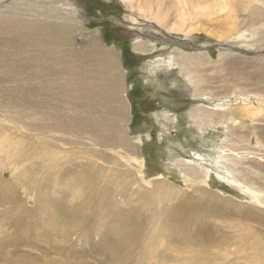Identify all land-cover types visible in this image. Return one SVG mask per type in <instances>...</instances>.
<instances>
[{
	"label": "rangeland",
	"instance_id": "374dc122",
	"mask_svg": "<svg viewBox=\"0 0 264 264\" xmlns=\"http://www.w3.org/2000/svg\"><path fill=\"white\" fill-rule=\"evenodd\" d=\"M67 1L75 2L81 13L77 11L76 15L79 14L84 22H80L79 26H70L73 27L71 31H52L54 43L55 37L65 39V34L66 38L73 41V49L82 51L86 49L83 47L86 44L85 32L91 33L98 40V47L110 53V59H113L124 78L125 84L120 97L124 106H127L123 107L127 120L123 124L118 123L125 137L122 140L120 137L121 143L116 149L122 148L129 153L131 151V163L136 165L137 161L139 168L133 169L128 177L123 176L119 187L114 189L115 206L126 211L129 209L128 197L135 202L138 196L150 193V201L157 207L160 216L157 220H163L165 214L175 209L179 202H185L188 208L190 203L196 215L189 219L174 218L185 231L180 230V234L175 230L170 236L184 237L187 243L188 237L195 233L200 238L217 237L216 239L224 242L225 248L221 251L218 250L219 247L212 248L211 252H220L222 255L226 253L229 260H225L227 264H242L244 261L239 259V253L231 254L236 249L234 243H238L239 247L240 237L244 233L258 231L264 235V221H261L264 219V208L259 211L238 189L228 185L215 162L220 155L218 147L226 141H235L238 137L240 139L245 136L248 138L252 133L258 138L264 136V108L260 105L263 102L259 97L264 95V0H132L129 7L124 0ZM148 5V15L137 10V7ZM198 5L203 10L198 9L196 16L195 7ZM158 8H161L159 12ZM149 15L155 21L149 20ZM179 15L185 17V30L173 29ZM254 28L258 30L251 32ZM119 38L125 39V42H120ZM72 41L64 45L62 50L69 51ZM138 44L141 46L138 47ZM223 46L227 48H223L226 51L224 54L223 49H219ZM232 49L241 51H230ZM32 53L34 52L28 47L19 44H9L4 48L0 45V68L4 69L8 63L20 68L17 72L19 75H29L35 67L29 69L26 64H39L41 73L44 62L48 63L38 55L34 58ZM13 58L17 60L14 61ZM184 58L192 59L184 66L179 65L177 61ZM4 75L7 76V71ZM29 87L27 84L26 89ZM5 98L8 99V96ZM242 107L251 111H242ZM199 108L215 110L212 122L209 119H197ZM230 110L239 118V122L230 120ZM19 133L20 130L17 134ZM4 134L6 136L11 132L0 129V136ZM114 134L117 136L115 138L119 137L118 132L115 131ZM19 138L25 145L31 144L29 142L33 140V137L26 134H20ZM255 142V137H252L249 146L251 149H259ZM261 142L264 143V140L261 139ZM8 143L11 144L9 141ZM263 147L258 159L264 164ZM109 149L112 150V147ZM29 154L27 152V157L24 158L27 164L24 167L28 171L25 177L11 176L12 170L8 168L0 176L1 186L11 189L6 196L0 191L2 247L15 260L23 255L26 264H48L51 263L48 259L53 258L66 264H109L105 256L94 248L100 240L99 236H91V244L83 245L77 233L61 223H55L56 227L50 222L51 226H48L39 222L40 216L14 214L17 207L29 210L30 213L37 209L35 192L28 191L26 185L29 181L36 185L40 178L38 162L31 164L33 162L28 161L31 157ZM0 161L3 163L0 168L6 165L2 153ZM181 161H193L206 167L209 170L207 186L188 182L187 177H183L187 169L181 166ZM75 163L73 161L70 164ZM22 164L21 161L17 165ZM99 167L101 172L109 171L113 175L110 166L100 162ZM194 180L198 182V179ZM158 184L160 186L156 187ZM122 188H126L128 192L125 198L120 195ZM65 190L64 184L59 183L55 192L49 193V199L62 200L60 194L65 193ZM68 191L71 196L67 201L69 204L75 203L79 194L73 188ZM218 197L224 204L223 211L219 212L216 202L220 201ZM60 208L65 210L62 206ZM139 208L142 213L145 212L143 207ZM248 213L251 216L246 218ZM23 232L28 238L26 243L19 239L20 236L23 237ZM163 232L161 234L167 235L166 230ZM14 236H17V243L3 239H15ZM182 245L184 248L185 245ZM198 246L193 250L198 252ZM159 251L160 256L174 257L163 247ZM203 258L202 253L199 260ZM155 260L148 262L154 264ZM133 262L129 259L121 264ZM159 262L158 264H174Z\"/></svg>",
	"mask_w": 264,
	"mask_h": 264
},
{
	"label": "bare ground",
	"instance_id": "6f19581e",
	"mask_svg": "<svg viewBox=\"0 0 264 264\" xmlns=\"http://www.w3.org/2000/svg\"><path fill=\"white\" fill-rule=\"evenodd\" d=\"M125 1L129 7V2L132 0ZM131 7L134 8V3ZM78 9L74 1L67 0H0V45L3 48L14 43L26 46L34 52L32 53L34 58L38 55L48 63L44 62L41 73H39V64H26L29 69L35 67L29 75H22L23 73L19 75L17 72L20 68L12 67L8 63L4 69L0 68V82L2 81L0 129L11 132L9 135L0 136L2 140L0 153L6 161V165L0 168V176L8 168L12 170L11 176L25 177L28 172L27 167H24L27 165L24 160L27 152H30L31 157L28 161H32L31 164L38 162L40 176L38 184L29 181L26 185L28 191L35 192L36 213L17 207L14 214L27 217L40 216L39 222L48 226H51L50 222L55 226V223H61L67 229L76 232L83 245L91 244V236L94 238L99 236L100 240L94 248L105 256L109 264H121L129 259L134 261L133 264H150L151 261H148L154 259L157 264L158 261L174 264H227L226 261L229 260L226 253L222 255L220 252L215 254L211 252L212 248L219 247V251L225 248L224 242L216 239L217 237L200 238L195 233L194 236L188 237L187 243L184 237L170 236L175 230L180 234V230L185 231L173 220L174 218L189 219L196 215L190 203L191 209L185 202H179L175 209L167 211L163 220H157L160 216L157 207L150 201V193L138 196L135 202L128 197L129 209L126 211L115 206L114 194L116 187L122 182V177H128L133 169L139 168L137 161L136 165L131 163V151L129 153L122 148L116 149L121 143H119L120 137L121 140L125 137L118 124L119 122L123 124L127 120L123 111V107L127 108V106H124V101H121L122 97H120V91L125 83L119 68L112 61L113 59H110V53L98 47L96 43L98 40L91 33L85 32L86 44L83 47L86 49L82 51L73 49V41L66 38L65 34L61 35L66 40L55 37L54 43L52 31L55 29H60L62 32L71 31L73 27L70 26H79L80 22H84L80 18L81 13ZM160 9L158 8V12ZM198 9L203 10L201 6H196V16ZM137 10L148 15L150 7L140 6ZM77 11L79 16L76 15ZM149 20L155 21L150 15ZM175 21L174 30L185 28V17L179 15L178 20ZM256 30L258 28H254L251 32ZM238 35L240 36L239 33ZM70 41L72 44L69 51H63V46ZM222 52L226 53L224 49ZM190 59L192 58H184L177 62L184 66ZM13 60L17 59L13 58ZM15 66L17 67L16 64ZM6 71L7 76L4 75ZM27 84L30 85L29 89H26ZM5 96H8V99ZM259 97L263 102L260 105L264 108V95ZM214 111L199 108L197 112L199 118H196L209 119L212 122ZM242 111L251 110L243 108ZM255 114L258 115V112L255 111ZM228 117L233 122H239V118L232 114L231 110ZM19 130L20 133L17 134ZM115 131L119 134L118 138H115ZM20 134L31 136L34 141L25 145L19 138ZM252 137H255V144L259 149L249 147ZM261 139L264 140V136L258 138L252 133L248 138L245 136L240 139L238 137L235 141H226L218 147L220 155L215 162L225 182L238 189L259 211L264 208V164L258 159L264 146ZM111 147L112 150L109 149ZM21 161L23 164L17 165ZM73 161L76 163L70 164ZM100 162L110 166L113 175L109 171L101 172ZM2 164L0 161V165ZM180 164L187 169L183 177H187L188 182L202 187L207 186L209 170L206 167L199 166L193 161H181ZM194 178L198 179V182H195ZM59 183H63L66 188L65 193L60 194L63 199L56 198L57 201L49 199V193L55 192ZM69 188H73L77 191L76 194H79L75 203L69 204L67 201L71 196ZM0 191L6 196L11 189L1 186L0 183ZM127 194L126 188H122L120 195L125 198ZM216 202L220 207H217L218 212L223 211L222 199ZM139 207H143L144 213L147 214L142 213ZM249 212L253 214L250 209ZM246 215V218L251 216L249 213ZM261 221L264 219L262 218ZM163 230L167 231V235L161 234L164 233ZM16 237L14 236L15 239L3 237V239L17 243ZM19 239L21 242L28 240L25 233ZM181 242L185 245L184 248ZM2 243L0 242V264H14V262L26 264L23 255L19 256V260H15L2 247ZM197 245H199L198 252L193 250ZM161 247L174 257L160 256ZM139 248L141 250H138ZM234 248L236 249L231 254L239 253V259L244 261L242 264H264L262 233L258 231L244 233L240 237L239 247L238 243H234ZM202 253L204 258L199 260ZM181 254L185 256L180 257ZM48 261L51 262L48 264H66L58 262L55 258Z\"/></svg>",
	"mask_w": 264,
	"mask_h": 264
},
{
	"label": "water",
	"instance_id": "95a60500",
	"mask_svg": "<svg viewBox=\"0 0 264 264\" xmlns=\"http://www.w3.org/2000/svg\"><path fill=\"white\" fill-rule=\"evenodd\" d=\"M175 41H179V42H182V43H188V42H186V41H181V40H177V39H175ZM191 47H194V48H199V47H196L195 45H193V44H191V43H188ZM201 48V47H200ZM227 49L225 46H223V47H219V49L221 50V49ZM230 51H235V52H240L241 50H239V49H232V50H230Z\"/></svg>",
	"mask_w": 264,
	"mask_h": 264
},
{
	"label": "flooded vegetation",
	"instance_id": "af4514ba",
	"mask_svg": "<svg viewBox=\"0 0 264 264\" xmlns=\"http://www.w3.org/2000/svg\"><path fill=\"white\" fill-rule=\"evenodd\" d=\"M114 33H115V32H114ZM119 41H120V42H123V41L125 42V39H123V38H119ZM129 59H130V60H131V62H132L131 56H130V58H129ZM132 65H133V63H132Z\"/></svg>",
	"mask_w": 264,
	"mask_h": 264
}]
</instances>
